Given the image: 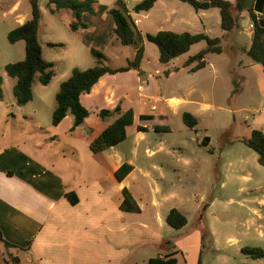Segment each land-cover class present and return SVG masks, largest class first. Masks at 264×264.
<instances>
[{"label": "rangeland", "instance_id": "374dc122", "mask_svg": "<svg viewBox=\"0 0 264 264\" xmlns=\"http://www.w3.org/2000/svg\"><path fill=\"white\" fill-rule=\"evenodd\" d=\"M167 1L179 3V0ZM136 2L139 0H113L110 4L100 3L99 7L127 9L135 20L144 15V12L133 11ZM13 3L14 0H0V75L4 79L1 109L10 111L13 119H10L13 132L9 134L8 141L14 138L24 140L28 135L34 137L38 126L50 133L56 130L52 125L55 95L73 69L86 70L95 65L91 48L101 52L104 64L111 68L126 66L136 52L134 45H122L107 31L114 23L105 9L101 8L97 15L87 18L90 29L73 32L66 24L68 19L71 20L70 12L51 14L47 9L48 0H39L42 17L38 37L44 60L54 64L55 76L46 86L35 78L32 84L33 99L26 105L19 106L13 94L16 80L6 74L5 66L25 58V43H10L7 35L19 26L18 14L26 15L28 19L31 17V5L29 0H20L19 11L15 13L10 11ZM180 3L187 10H182V13L186 12L187 16L195 13L192 6ZM174 9L180 11L176 7ZM163 13L161 6H158L153 13L152 21L156 23L153 28L165 29ZM243 26L246 27V24ZM135 27L140 32L141 24L138 23ZM218 31L216 26L211 28L215 36ZM225 34L221 43L223 53L208 57L213 68L191 78L192 84L195 81L199 84L193 99L178 111L173 112L169 108L165 111L170 131L153 132L149 136L151 142H163L176 147L172 150L175 154L174 165L171 170L165 169L170 180L160 182L164 191L160 197V215L164 222L161 225L155 224L151 229L143 228V221L155 217L152 207L147 203L148 196H143L140 201L144 213L127 215L129 242L123 247L126 260L122 264H147L158 253H175L177 264H197L198 260L201 264H264V258L254 259L245 251L248 248L264 251V167L258 163L257 154L239 141L250 135L256 120L264 121V72L258 73L249 67L248 64L253 65L250 58L236 50L249 46L250 36L246 30H233ZM145 43L148 60L144 63H148L147 67L151 72L155 74L156 70L166 69L168 65H163L158 60L157 47L150 42ZM203 45L204 43L195 44L175 63L180 64L196 54ZM135 75L121 77L127 79L128 85L136 88ZM160 80V92L166 97L174 91L175 80H169L164 75ZM234 90L236 91L233 92ZM132 100L131 106L149 112L151 105H139L137 96ZM84 101L89 106L86 98ZM193 110L200 112L198 125L191 129L185 125L182 115ZM73 119L68 114L57 131L64 132L73 126ZM98 121L102 122L95 115L94 109L90 108L86 127H94ZM4 127L7 135L8 126ZM206 138L209 140L205 141ZM44 146L48 147L49 144L44 143ZM59 149L60 145L51 148L54 152ZM181 157L189 159L191 163L185 166L180 160L175 162ZM171 191L176 194L175 197H165ZM174 203L181 207L188 219L186 226L179 230L171 228L165 221L167 210ZM163 242L165 247L171 245L168 250L163 249L165 253L159 250V245L161 247ZM168 242L170 243L166 244Z\"/></svg>", "mask_w": 264, "mask_h": 264}, {"label": "crops", "instance_id": "0c3cea01", "mask_svg": "<svg viewBox=\"0 0 264 264\" xmlns=\"http://www.w3.org/2000/svg\"><path fill=\"white\" fill-rule=\"evenodd\" d=\"M97 1L99 5L100 3L110 4L113 0ZM228 1L234 2V0ZM180 2L157 1L152 9L134 20L135 25L141 24L139 29L144 37L147 34L169 30L179 34L204 33L211 38H221V40L224 38L227 32L220 27L218 9L195 11L187 16L186 12H181L187 10ZM158 6H161L164 11L162 19L165 29L153 28L156 24L152 21L153 13ZM175 7L180 11L174 9ZM19 8L20 0H14L10 11L17 13ZM90 16L87 15L86 20ZM241 18L242 28L234 30H246L251 40L252 31L247 30V25L251 21L246 13ZM17 19L19 26L28 20L26 15L22 14H18ZM71 20L66 21L67 26ZM243 24H246V27ZM113 25L110 27L111 30ZM213 26L219 28L217 36L211 32ZM110 29L107 31L112 34ZM145 41L147 40L144 39V56L140 63L142 75L135 70L105 75L90 93L80 97L82 105L89 111V114L90 108L94 109L98 119L101 110H112L118 104L121 105L123 111L133 110L134 122L126 129L127 137L115 147L99 153L90 151L89 144L109 126L113 118L98 121L94 127H86L89 116L74 130L70 126L64 132L57 131L62 122L68 118L67 115L52 133L38 126L35 128L34 137L28 135L24 140L14 138L8 141L9 134L13 132L10 127L12 113L1 109L2 100H0V231L6 241L21 249L10 250V253L20 258V264L124 263L126 251L123 247L129 242L127 215L128 213L139 215L144 213L140 199L145 195L149 198L147 203L152 207L155 217L152 216L146 222L143 221V228L151 229L155 224L161 225L164 222V218L160 215L162 204L160 197L164 194L160 182L170 180L165 169H172L175 160L172 150L176 147L173 144L151 142L149 136L153 132L170 131L167 125L168 115L165 111L168 108L173 112L178 111L182 105L193 99L199 84L196 83L197 81L192 84L191 78L213 68L208 58L213 54L207 56V66L196 72L190 73L182 69L189 56L180 64L175 63L179 57L163 64L168 65L167 68L161 71L156 70L154 74L147 67L148 63H144L148 60ZM199 43H204L200 50L206 46L204 41ZM249 46L236 50H240L247 56L245 51ZM234 50L233 48L232 51ZM248 66L258 73L263 72L260 65L254 62L253 65L248 64ZM176 69L179 70L176 71ZM127 74H136V88L128 85L127 79L121 77ZM162 75L169 80H175L174 91L166 97L162 96L158 86ZM183 89L184 92H182ZM135 96L139 98V105L143 107L151 105L149 112H143L144 110L131 106L132 98ZM84 98L88 100L89 106ZM199 112L200 110H193L187 113L198 119ZM142 115L152 116V119L141 120ZM255 122L252 130L259 129L264 133V121L256 120ZM4 126H8L7 135ZM139 126L146 130L139 131ZM44 143H48L49 146L45 147ZM54 145H60L58 152L51 150ZM179 149L183 150V148ZM179 160L185 166L191 163L184 157L176 159L175 162ZM124 163H128L133 169L123 180L119 181L115 172ZM123 189L131 193L140 212H126L121 209ZM70 193L75 195L76 203H72L68 198L67 194ZM175 195L171 191V194L165 197L173 198ZM171 209H177L183 213L177 203L170 206L167 213ZM170 246L169 244L165 247L163 242L161 247L159 245V250H168ZM165 250H163L164 253ZM2 252L3 249L0 247V264H6ZM165 255L158 253L155 257Z\"/></svg>", "mask_w": 264, "mask_h": 264}, {"label": "trees", "instance_id": "16d2710c", "mask_svg": "<svg viewBox=\"0 0 264 264\" xmlns=\"http://www.w3.org/2000/svg\"><path fill=\"white\" fill-rule=\"evenodd\" d=\"M159 0H139L134 6L135 13L147 12L153 8ZM187 3L195 11L209 10L216 8L220 15V27L224 32H230L234 29H241V16L246 13L253 25L250 46L245 54L255 64L261 66L264 72V0H179ZM31 5V17L22 25L11 30L8 35L10 43L23 41L25 43V58L16 63H10L5 66L6 74L15 79L13 94L16 104L24 106L33 99L32 84L37 78L40 84L46 86L55 76L54 64L43 58V51L38 37V31L42 12L39 6V0H29ZM106 10V13L112 17V34L124 46H135V55L133 59L128 60L126 66L111 68L104 64V55L91 48V53L95 58V65L86 70L73 69L70 76L64 80L55 95L56 106L52 114V125L58 126L68 115L73 116L72 130L82 125L89 116V111L82 105L80 97L91 92L92 88L105 75H114L135 70L142 75L140 63L144 56V39L154 44L158 49V60L161 64H167L172 60L186 54L194 44L204 41L206 46L195 55L190 56L183 64L182 69L190 73L196 72L207 66V56L209 54H221L223 47L221 38H211L204 33H175L169 30L159 31L156 34H147L145 37L136 29L135 22L129 11L110 6L99 7L97 0H48L47 9L51 14L60 11L70 12L72 20L68 27L73 32L83 31L88 28L86 22L87 15H97L100 9ZM179 69H176L178 71ZM3 77L0 75V100L3 99L2 85ZM234 90L233 92H235ZM99 118L106 121L113 118L109 126L90 144L89 149L92 153H99L109 148L115 147L123 142L127 137V127L134 122V113L132 109L123 111L118 104L112 110L103 109L99 112ZM185 125L191 129L198 124V119L190 113L182 115ZM152 116H141V120H150ZM157 129V127H156ZM139 131H145L144 127L139 126ZM209 139L206 138L205 141ZM240 142L252 149L257 154L258 163L264 167V133L259 129L251 130L247 137H242ZM133 167L124 163L115 172L116 178L121 181L131 171ZM11 174V173H9ZM72 203L77 199L74 194H67ZM121 209L126 212H140V209L127 189H123V201ZM166 223L173 229H182L188 223L185 214L177 209H171L166 217ZM0 247L3 249V259L6 264H20V258L10 253L11 249L21 250L17 246L6 241L0 231ZM254 259L264 258V251L261 249L245 250ZM175 253H168L163 257L150 258L147 264H177ZM197 264H201L198 260Z\"/></svg>", "mask_w": 264, "mask_h": 264}, {"label": "built area", "instance_id": "2783aa9c", "mask_svg": "<svg viewBox=\"0 0 264 264\" xmlns=\"http://www.w3.org/2000/svg\"><path fill=\"white\" fill-rule=\"evenodd\" d=\"M247 27H248V30H251L252 31V29H253L252 23L248 24Z\"/></svg>", "mask_w": 264, "mask_h": 264}, {"label": "water", "instance_id": "95a60500", "mask_svg": "<svg viewBox=\"0 0 264 264\" xmlns=\"http://www.w3.org/2000/svg\"><path fill=\"white\" fill-rule=\"evenodd\" d=\"M244 25V24H243Z\"/></svg>", "mask_w": 264, "mask_h": 264}]
</instances>
